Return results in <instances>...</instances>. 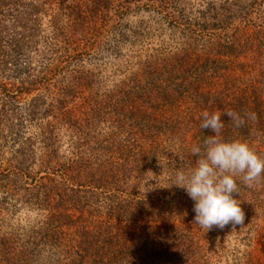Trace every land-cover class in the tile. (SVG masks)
<instances>
[{
  "label": "rangeland",
  "instance_id": "1",
  "mask_svg": "<svg viewBox=\"0 0 264 264\" xmlns=\"http://www.w3.org/2000/svg\"><path fill=\"white\" fill-rule=\"evenodd\" d=\"M246 1L0 0V109H9L8 116L0 113V247L19 251L27 240L43 238L29 255L31 264H76L67 245L77 249L78 222L108 217L109 201L69 188L72 148L108 139L114 131L122 140H134V117L121 127L118 115L109 112L110 99L115 103L146 66L162 67L185 51L203 55L222 25L231 31L227 39L240 36L235 28L240 25H264V0L252 9ZM81 10L85 24L79 20ZM248 10L253 11L245 14ZM239 55L242 68L246 54ZM237 60H229L231 66ZM45 140L58 146V171L46 166ZM128 155L122 186L136 194L117 207V230L135 235L158 213L168 225L184 221L191 239H201L203 264H264V176L252 193L245 190V201L240 199L243 209L249 206L258 214L250 212L243 224L207 231L194 224V207L180 203L165 183L170 156L158 163L147 154ZM143 167L144 175L137 176ZM73 198L82 205L73 204ZM51 217L58 225L55 234L45 225Z\"/></svg>",
  "mask_w": 264,
  "mask_h": 264
},
{
  "label": "trees",
  "instance_id": "2",
  "mask_svg": "<svg viewBox=\"0 0 264 264\" xmlns=\"http://www.w3.org/2000/svg\"><path fill=\"white\" fill-rule=\"evenodd\" d=\"M251 1L253 2L246 1L250 9L258 0ZM252 11L248 10L245 14ZM80 12L79 20L85 24L87 21L82 10ZM235 28L240 36L234 34L227 39L231 31L222 25L221 33L210 37L212 40L206 44L208 49L201 56H195L193 51H185L184 56L174 58L162 67L146 66L125 85L115 103L110 99L109 112L118 115L117 120L121 127L124 121L134 117V121L131 118V126L133 123L137 127L136 132L130 129L136 137L134 140H122L118 132L114 131L108 139H96L94 142L80 143L72 148L67 173V180L71 184L69 188L74 189L78 195L82 189H87V192L102 195L109 201L108 217L97 222L91 219H80L78 222L79 232L76 233L81 240L75 244L77 249L69 243L67 245L73 250L72 263L203 264L200 257L203 249L201 239H191L187 233H190V228L184 227V221H171L172 224L168 225L165 215L161 217L158 213H153L141 226L140 232L133 235L117 230L114 216L119 211L117 207L121 205L124 197L136 194L126 192L122 186L125 179L124 163L129 158V153L131 157L147 154L158 163L162 157L168 160L170 156L171 175L170 180L165 183L170 186L171 192H175L173 197L179 199L180 203H187L188 208L192 210L195 202L184 189L172 184L179 170L187 172L195 166L199 157L192 154V147H203L205 139L215 134L201 127L202 114L205 111L223 113L227 110L241 115L245 112L254 113L255 119L247 121L239 128L235 127L227 116H222L225 126L221 138L245 140L258 153L264 155V25H240ZM239 53L246 54L242 60L244 70L239 63ZM225 57L228 60L222 59ZM229 60H237L235 66H231L232 62ZM19 104L15 106H20ZM8 110L3 105L0 113L5 114ZM175 116L184 118H174ZM142 124L145 125L144 128ZM75 130L81 132L82 126L81 130L76 127ZM190 134L193 137L191 141L188 137ZM48 143L44 141L46 166L48 169H55L57 164H60L59 149L57 145ZM91 144L95 148H91ZM60 167L55 170L58 171ZM140 170L137 176H143L146 167ZM237 184L240 193H234V196L244 201L248 196L245 190L252 193V188L257 185L255 183L249 187L240 179H237ZM75 185L77 188H74ZM263 197L264 189L260 199ZM72 203L82 205L78 199ZM182 206L183 209L186 208L185 204ZM243 210L245 217L250 212L252 215L258 214L257 210L249 211V206H246L247 211ZM54 221L56 222L51 217L45 225L50 233L55 234L58 225L53 226ZM178 235L181 241L174 243V236ZM43 240H27L20 245L19 251H16L17 246L13 250L10 247H0V263L31 264L29 255L32 252L34 254L35 248L41 246Z\"/></svg>",
  "mask_w": 264,
  "mask_h": 264
},
{
  "label": "clouds",
  "instance_id": "3",
  "mask_svg": "<svg viewBox=\"0 0 264 264\" xmlns=\"http://www.w3.org/2000/svg\"><path fill=\"white\" fill-rule=\"evenodd\" d=\"M201 127L214 132L205 139L203 147L193 146L191 152L199 158L187 172L179 170L173 184L184 189L194 203V224L207 231L214 227L223 229L227 225L243 224L245 213L242 201L235 198L240 193L237 179L252 187L264 175V155L258 153L245 140L221 138L224 128L222 116H227L235 127L254 120L255 114L235 111L203 114ZM202 153V154H201Z\"/></svg>",
  "mask_w": 264,
  "mask_h": 264
}]
</instances>
